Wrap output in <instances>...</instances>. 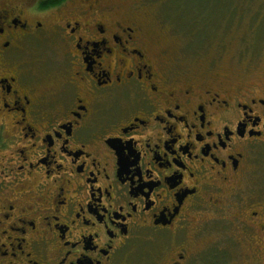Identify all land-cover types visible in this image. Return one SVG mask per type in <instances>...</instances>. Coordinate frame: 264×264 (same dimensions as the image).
<instances>
[{
  "label": "flooded vegetation",
  "instance_id": "af4514ba",
  "mask_svg": "<svg viewBox=\"0 0 264 264\" xmlns=\"http://www.w3.org/2000/svg\"><path fill=\"white\" fill-rule=\"evenodd\" d=\"M151 6L0 0V264L264 257V74L170 52Z\"/></svg>",
  "mask_w": 264,
  "mask_h": 264
},
{
  "label": "rangeland",
  "instance_id": "374dc122",
  "mask_svg": "<svg viewBox=\"0 0 264 264\" xmlns=\"http://www.w3.org/2000/svg\"><path fill=\"white\" fill-rule=\"evenodd\" d=\"M149 1L152 6L147 12L159 31L155 39L170 52L185 49L205 60L217 57L219 67L231 68L237 78L243 72L254 80L264 74V0ZM162 22L170 26L167 33L159 27ZM216 236L222 257L205 256L202 264H264L261 255H248L252 247L244 238L233 237V241L227 232L207 235L201 246L211 247Z\"/></svg>",
  "mask_w": 264,
  "mask_h": 264
}]
</instances>
